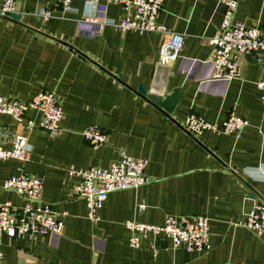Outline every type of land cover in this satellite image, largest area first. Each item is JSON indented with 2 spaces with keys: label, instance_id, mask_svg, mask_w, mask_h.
I'll list each match as a JSON object with an SVG mask.
<instances>
[{
  "label": "crops",
  "instance_id": "1",
  "mask_svg": "<svg viewBox=\"0 0 264 264\" xmlns=\"http://www.w3.org/2000/svg\"><path fill=\"white\" fill-rule=\"evenodd\" d=\"M18 21L0 18V96L28 101L40 91L55 94L62 105L61 132H27L0 114V139L10 149L14 134H26L28 159L0 160V203L20 207L22 198L2 182L18 171L42 180L41 200L63 222L62 233L35 239L0 235L5 264H264V242L236 226L253 204L264 200V106L256 83L264 67L242 65L241 77L212 81L210 39L222 21L216 0H163L157 21L184 37L167 93L182 97L165 115L136 93L152 84L162 37L120 31L117 4L72 0V12L57 0H14ZM2 0H0V5ZM51 13L48 21L37 15ZM92 17L101 29L83 23ZM234 19L264 28V0H239ZM189 113L221 124L235 114L248 121L237 137L206 131L195 136L184 128ZM27 111V119L35 118ZM38 119L39 116H36ZM108 133L107 142L90 146L89 127ZM147 161L149 182L110 193L97 219L87 217L84 200L75 197L67 169L108 167L121 152ZM139 205L145 209L140 210ZM169 215L205 216L210 250L187 253L163 236L129 246L126 221L160 225Z\"/></svg>",
  "mask_w": 264,
  "mask_h": 264
},
{
  "label": "built area",
  "instance_id": "2",
  "mask_svg": "<svg viewBox=\"0 0 264 264\" xmlns=\"http://www.w3.org/2000/svg\"><path fill=\"white\" fill-rule=\"evenodd\" d=\"M117 4L121 7L122 16L112 25L120 31H132L138 34H159L162 37L157 64L169 66L180 57L184 37L174 33L157 21L162 9L163 0H100ZM223 7L222 21L216 34L210 39L212 52L209 58L213 66L212 81L229 83L241 77L242 65L251 63L264 67V28L259 23L244 24L234 19L239 0H216ZM66 12H72V0H57ZM14 0H2L0 18L10 19L17 14ZM42 21H48L52 16L49 10L42 9L38 14ZM95 25L100 29L106 22L87 17L82 21ZM260 91V101L264 106V78L256 83ZM27 111H33L36 116L27 119ZM0 114L10 116L16 126L27 132L33 129L46 131L50 136L61 132L60 122L63 118L61 103L55 94L40 91L28 101L0 96ZM248 125V121L231 114L221 124L209 123L195 113H189L184 122V128L192 135L198 136L206 131L217 134L239 136ZM7 134V133H5ZM0 131V139L8 138ZM84 140L96 148L107 142L108 133L98 127H89L83 131ZM11 148L5 149L0 143V160L15 159L25 162L28 159L30 147L26 134H14L10 139ZM147 161L120 153L118 160L108 167H89L75 169L69 167L67 174L73 180L74 196L84 200L87 207V217L95 221L97 212L101 209L110 193L127 189H136L149 182L146 176ZM4 190H12L23 200L20 207L11 202L0 203V235L5 234L11 239L26 237L35 239L48 234H61L63 222L51 206L41 200L42 180L18 171L2 182ZM142 211L144 205H139ZM125 228L130 232L129 246L140 247V242L147 236L156 240L163 236L171 241L174 248H181L187 253H205L210 250L209 224L205 216L178 217L169 215L162 224L152 225L138 221H126ZM264 242V200L255 202L245 219L236 223ZM0 264H5L0 252Z\"/></svg>",
  "mask_w": 264,
  "mask_h": 264
},
{
  "label": "water",
  "instance_id": "3",
  "mask_svg": "<svg viewBox=\"0 0 264 264\" xmlns=\"http://www.w3.org/2000/svg\"><path fill=\"white\" fill-rule=\"evenodd\" d=\"M19 18L18 14H14L7 20L18 21ZM172 75L173 73L170 72L168 66L158 64L150 88L147 90L140 85L136 90L138 95L154 105L165 115H169L173 111L183 94L180 88H174L170 93H167V82ZM20 130L21 127L18 128V133Z\"/></svg>",
  "mask_w": 264,
  "mask_h": 264
}]
</instances>
